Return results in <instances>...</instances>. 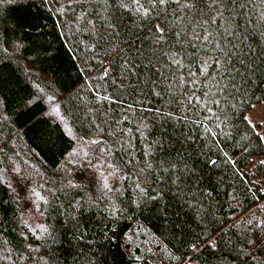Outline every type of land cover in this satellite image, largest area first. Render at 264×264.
I'll list each match as a JSON object with an SVG mask.
<instances>
[{
    "label": "trees",
    "instance_id": "obj_1",
    "mask_svg": "<svg viewBox=\"0 0 264 264\" xmlns=\"http://www.w3.org/2000/svg\"><path fill=\"white\" fill-rule=\"evenodd\" d=\"M260 103L264 0H0V264H264Z\"/></svg>",
    "mask_w": 264,
    "mask_h": 264
},
{
    "label": "rangeland",
    "instance_id": "obj_2",
    "mask_svg": "<svg viewBox=\"0 0 264 264\" xmlns=\"http://www.w3.org/2000/svg\"><path fill=\"white\" fill-rule=\"evenodd\" d=\"M248 119L257 126L258 134L264 138V103L253 106L248 113ZM260 178L262 179L264 186V176Z\"/></svg>",
    "mask_w": 264,
    "mask_h": 264
},
{
    "label": "snow or ice",
    "instance_id": "obj_3",
    "mask_svg": "<svg viewBox=\"0 0 264 264\" xmlns=\"http://www.w3.org/2000/svg\"><path fill=\"white\" fill-rule=\"evenodd\" d=\"M166 2V0H160V3L161 4H163V3H165ZM162 31V30H161ZM250 122V121H249ZM253 127H255V125H252ZM262 163H264V161H262Z\"/></svg>",
    "mask_w": 264,
    "mask_h": 264
}]
</instances>
